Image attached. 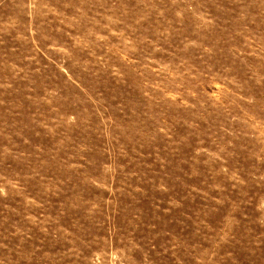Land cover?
Segmentation results:
<instances>
[{
  "label": "rangeland",
  "instance_id": "rangeland-1",
  "mask_svg": "<svg viewBox=\"0 0 264 264\" xmlns=\"http://www.w3.org/2000/svg\"><path fill=\"white\" fill-rule=\"evenodd\" d=\"M0 264H264V0H0Z\"/></svg>",
  "mask_w": 264,
  "mask_h": 264
}]
</instances>
